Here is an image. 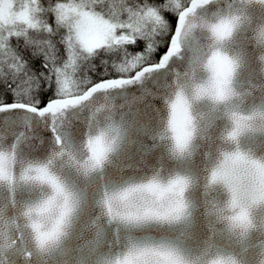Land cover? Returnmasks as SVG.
Listing matches in <instances>:
<instances>
[{
  "label": "snow or ice",
  "instance_id": "obj_1",
  "mask_svg": "<svg viewBox=\"0 0 264 264\" xmlns=\"http://www.w3.org/2000/svg\"><path fill=\"white\" fill-rule=\"evenodd\" d=\"M262 206L264 0H0V264H242Z\"/></svg>",
  "mask_w": 264,
  "mask_h": 264
},
{
  "label": "water",
  "instance_id": "obj_2",
  "mask_svg": "<svg viewBox=\"0 0 264 264\" xmlns=\"http://www.w3.org/2000/svg\"><path fill=\"white\" fill-rule=\"evenodd\" d=\"M174 26H175V24H174ZM132 91L135 92L136 90L133 89ZM131 94L132 93L130 92L129 95H131ZM115 103L121 104V103H124V101L117 98ZM155 103H157V105L159 106L158 101ZM135 107L143 108V105H136ZM223 123L224 122L221 121V124H223ZM242 143H244L245 146H247L249 141L247 140V138H245L242 141ZM197 159L199 160V157ZM200 195H201V193L199 190L194 193V196L197 198V200H199ZM224 198L225 197H224L223 193H220V199H224ZM252 215H253L254 221L259 223L260 220L262 218H264V206L257 208V209H253ZM202 220H203L202 217H200L198 219V227L196 229L197 232H200L203 228ZM260 239H264V237H261L258 232L253 231L248 238L244 239L239 244H237L236 241H232V247H233L235 253L237 254L238 260H240L242 262V264H259V260H260L261 256H260V246L258 244V241Z\"/></svg>",
  "mask_w": 264,
  "mask_h": 264
},
{
  "label": "trees",
  "instance_id": "obj_3",
  "mask_svg": "<svg viewBox=\"0 0 264 264\" xmlns=\"http://www.w3.org/2000/svg\"><path fill=\"white\" fill-rule=\"evenodd\" d=\"M156 2H162V0H156ZM42 3H43L45 6H47V4H48V0H42ZM165 16H166V19H167V20L170 22V24L172 25V27H174V24H175V22H174V21H175V17H174L173 15L168 14V13H165ZM12 43H13V46L16 47V48H18V50L20 51L21 55H23L26 59L31 58V50H30V49H25L24 46H23V42H22V41L17 42L16 40H13ZM139 47L142 48V47H143V44H141ZM137 50H139V49H138V48H137V49H130V51H133V52H134V51H137ZM160 51L163 52L164 49L161 48ZM101 55L103 56V54H101ZM95 63H96V65L98 66L99 72H102V71H103V68H102V66L100 65V60H99V59L95 60ZM31 67H32L33 69L39 71V70H40V61H39V60H34V61L32 62V64H31ZM99 72H98L97 74H90V75L93 76V79H96V78H98ZM41 95H42V99L46 101L47 98H48L49 96L52 95V93H51V91H47V92H43ZM7 99H8L9 102H11V100H12L11 95H9V96L7 97Z\"/></svg>",
  "mask_w": 264,
  "mask_h": 264
},
{
  "label": "clouds",
  "instance_id": "obj_4",
  "mask_svg": "<svg viewBox=\"0 0 264 264\" xmlns=\"http://www.w3.org/2000/svg\"><path fill=\"white\" fill-rule=\"evenodd\" d=\"M242 191H243V190H242ZM225 227H226V225H225ZM239 232H240V229H239V228L235 229L234 238H237V239H239V238H240V237H239ZM233 259H236V260H238V258H237V257H233Z\"/></svg>",
  "mask_w": 264,
  "mask_h": 264
}]
</instances>
